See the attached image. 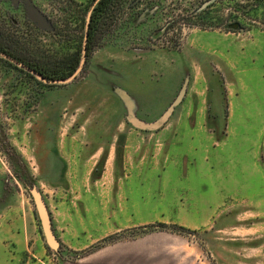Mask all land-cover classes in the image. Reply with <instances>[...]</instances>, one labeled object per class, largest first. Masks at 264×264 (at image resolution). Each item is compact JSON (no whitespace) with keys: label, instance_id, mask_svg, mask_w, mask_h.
Masks as SVG:
<instances>
[{"label":"rangeland","instance_id":"rangeland-1","mask_svg":"<svg viewBox=\"0 0 264 264\" xmlns=\"http://www.w3.org/2000/svg\"><path fill=\"white\" fill-rule=\"evenodd\" d=\"M94 1L0 0V46L48 74L87 60L54 83L0 59V264H264V8L156 0L89 51Z\"/></svg>","mask_w":264,"mask_h":264},{"label":"trees","instance_id":"trees-1","mask_svg":"<svg viewBox=\"0 0 264 264\" xmlns=\"http://www.w3.org/2000/svg\"><path fill=\"white\" fill-rule=\"evenodd\" d=\"M254 1L257 2V6L259 8H264V0ZM157 5L159 7L161 2L156 0H95L90 8L91 16L88 22L89 35L85 46L86 49H89L90 51V45H92L96 37L101 36L106 38L108 35H111L112 32L123 26L122 24H124V21H122V17L125 14L128 13L130 16L128 21L133 23L134 21H137L139 17L147 16L148 13L152 12L157 7ZM254 10L256 13L259 9ZM233 13H236V16L240 17L241 15H245L246 12L241 14L240 11L238 12V10H235ZM261 13L264 16V10ZM0 50L7 52L11 56L37 70L48 81L63 80L71 77L79 67L81 60L79 56H76L67 63L68 65H66V70L64 72L59 74H48L47 71L43 70L39 66L20 59L4 47H0Z\"/></svg>","mask_w":264,"mask_h":264},{"label":"water","instance_id":"water-1","mask_svg":"<svg viewBox=\"0 0 264 264\" xmlns=\"http://www.w3.org/2000/svg\"><path fill=\"white\" fill-rule=\"evenodd\" d=\"M28 15L31 19L36 20L40 25L45 24V19L43 14L31 3L28 5ZM91 13L88 14L87 16V24H86V31H85V46L88 41V35H89V25L88 22L90 20ZM86 50V47H84ZM0 56L11 63H14L18 67L32 73L33 75L37 76L38 78L46 81V82H54V83H59V82H70L73 79L76 78V76L82 71L83 67L86 64V56H84L80 60L79 67L77 70L74 72V74L64 80H55V81H48L46 78H44L37 70L31 68L30 66L24 64L23 62H20L13 56L9 55L8 53L0 50ZM122 95L125 97V93L122 92ZM173 108H169L158 120L154 122H144L138 118H136L132 112L129 113L128 116V121L135 127L143 130H157L158 128L162 127L168 120H169V115L171 114ZM29 191L31 193V196L33 198V202L36 208L37 216L40 220L41 227L43 234L45 236L46 242L49 247L53 249H57L59 247V241L55 235L51 218L47 209L46 202L44 200V197L40 190L36 186L29 187Z\"/></svg>","mask_w":264,"mask_h":264},{"label":"flooded vegetation","instance_id":"flooded-vegetation-1","mask_svg":"<svg viewBox=\"0 0 264 264\" xmlns=\"http://www.w3.org/2000/svg\"><path fill=\"white\" fill-rule=\"evenodd\" d=\"M0 47H2V46H0ZM3 51V50H2ZM7 53V52H6ZM10 55V54H9ZM0 58L1 59H3V60H5V61H8V60H6V59H4V58H2L1 56H0ZM15 58V57H14ZM17 59V58H16ZM18 60V59H17ZM20 61V60H19ZM8 62H10V61H8ZM21 62V61H20ZM11 63V62H10ZM24 63V62H23ZM13 65H15L14 63H12ZM25 64V63H24ZM15 66H17V65H15ZM18 67V66H17ZM20 68V67H19ZM22 69V68H21ZM24 70V69H23ZM26 71V70H25ZM28 72V71H27ZM32 74V73H31Z\"/></svg>","mask_w":264,"mask_h":264}]
</instances>
